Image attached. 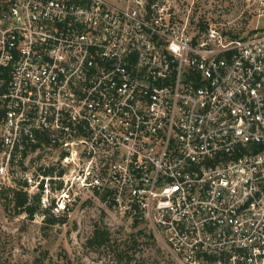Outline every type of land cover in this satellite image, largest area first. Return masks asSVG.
Segmentation results:
<instances>
[{
    "label": "built area",
    "instance_id": "1",
    "mask_svg": "<svg viewBox=\"0 0 264 264\" xmlns=\"http://www.w3.org/2000/svg\"><path fill=\"white\" fill-rule=\"evenodd\" d=\"M226 1L0 0V191L99 202L175 264H264V26Z\"/></svg>",
    "mask_w": 264,
    "mask_h": 264
},
{
    "label": "rangeland",
    "instance_id": "2",
    "mask_svg": "<svg viewBox=\"0 0 264 264\" xmlns=\"http://www.w3.org/2000/svg\"><path fill=\"white\" fill-rule=\"evenodd\" d=\"M226 2V20L237 28L251 23L264 26V19L256 21L242 15L240 0ZM8 189L0 191V264H116L112 242L125 248L132 247L134 240L140 250L135 255L137 264H175L161 236L152 233L147 224L135 226L134 221L107 216L99 202L85 201L72 217L51 225L41 212L31 219L26 213H18L2 197ZM96 227L111 233L110 247L88 246ZM140 231L146 236H140Z\"/></svg>",
    "mask_w": 264,
    "mask_h": 264
},
{
    "label": "trees",
    "instance_id": "3",
    "mask_svg": "<svg viewBox=\"0 0 264 264\" xmlns=\"http://www.w3.org/2000/svg\"><path fill=\"white\" fill-rule=\"evenodd\" d=\"M2 197L7 201L9 205H12L18 213H26L28 217L33 218L37 213H45L40 209L39 203L36 198L30 200L28 194L21 191V190H12L8 189L3 192ZM66 218L63 217H54L50 215H46L45 222L47 224H57L60 221H64ZM141 222L138 220L134 221V225L138 226ZM140 236H146L144 232H139ZM153 238V234H150ZM111 240V233L107 231L105 228L96 227L92 237L88 240L87 244L90 247H97V248H107L113 247V253L115 258L116 264H137L135 255L140 253L138 247L137 240H134V245L132 247L125 248L117 245L112 242ZM111 244V245H110ZM115 244V245H114ZM110 245V246H109Z\"/></svg>",
    "mask_w": 264,
    "mask_h": 264
}]
</instances>
